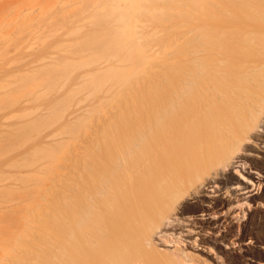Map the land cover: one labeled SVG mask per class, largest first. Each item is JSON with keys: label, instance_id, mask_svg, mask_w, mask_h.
Segmentation results:
<instances>
[{"label": "bare ground", "instance_id": "obj_1", "mask_svg": "<svg viewBox=\"0 0 264 264\" xmlns=\"http://www.w3.org/2000/svg\"><path fill=\"white\" fill-rule=\"evenodd\" d=\"M87 2L92 3L88 21L93 29L77 49L89 50L91 56L59 69L90 67L85 75L94 74L91 91L108 100L94 111L101 115L73 133L71 147L59 151L53 197L39 203L40 212L34 210L36 204L31 209L32 203L28 205L27 211H33L27 226H43H31L43 238L32 241L29 236L37 232L27 227L30 247L21 249L26 261L254 262L264 251L244 244L251 239L250 214L239 221L252 202L264 206V0ZM74 31L75 36L81 32ZM16 61L10 66L18 65ZM40 213L44 223L36 222ZM24 222L21 227L26 228ZM13 233L16 239L25 235Z\"/></svg>", "mask_w": 264, "mask_h": 264}, {"label": "rangeland", "instance_id": "obj_2", "mask_svg": "<svg viewBox=\"0 0 264 264\" xmlns=\"http://www.w3.org/2000/svg\"><path fill=\"white\" fill-rule=\"evenodd\" d=\"M48 1L50 4H48ZM48 1L0 0V26L4 24L0 27V31L2 30V33L0 35H4L5 33H8V31L9 33H11L10 35H2V40L0 37V54H2L1 50H4V55H2L5 57V60L4 58H2V60L0 58V89L5 90L6 88L5 91L0 90V187H2L0 188V242L2 243H0V264H23V261L24 264H28V261H26L28 257L24 252L25 249H28L30 246L27 245L28 241H26V237L28 235L27 233H25V230L27 231V224L31 223L30 221H28V216L30 211L33 210H27H29L28 208L32 203L30 209L34 204H36V208L34 210L40 212L39 208H41V205H39V203H46V199L53 197L56 186L55 159L57 158L59 151L61 150V148L68 147V145L69 147H71L73 141V133L76 131H83L87 125H85V122H87L91 117L101 115H97V113L94 114V111L100 108V104L104 102V98L105 100H108L106 96L103 97L104 93H93L91 91L89 84L90 79L92 78L91 76H93L94 74L90 73L85 75L90 67H80L76 70L72 68L73 70L67 69L65 72H61L59 69L60 64H70V66H75L77 64L83 63L84 60L88 61V59L90 58L91 52L89 50L80 51L77 49V45L85 40V38L88 37L85 34L93 29V27L89 25L90 21H88L92 13V3L87 2V0H57L56 3L54 2L55 0ZM63 1L68 2L64 6H61V3L62 5L64 3ZM53 2L56 4V6H54L53 9L51 8L52 11L49 12V10H51L49 9V7H51V4H53ZM72 7H74V9H72L74 11L67 12L66 14V11ZM27 9L29 11H27ZM45 9L47 12L45 11ZM32 10L34 11L31 12ZM38 11L40 13H38ZM42 12L45 13V16H43L44 14H42ZM22 14L25 17H23ZM21 16L25 21L20 18ZM17 17L18 19H16ZM27 18L29 21L26 24ZM48 20H50V22ZM9 21L11 22V24L9 23ZM12 21H14V26ZM18 21L24 22L20 23ZM4 22H6V24ZM18 24L20 25L18 26ZM24 24H26V26ZM23 25L25 27H23ZM39 25V30L36 31L35 28ZM56 25L58 26V28ZM5 26L12 27L3 30ZM59 26H61L62 29L63 26L65 27L62 30ZM44 27L46 28L44 29ZM30 28H34L36 32L34 33L32 30V33H30ZM42 28L45 31L41 30ZM60 30L62 31L59 32ZM74 30L81 32H77V35L75 36L73 35L75 33H71L75 32ZM25 31L27 32L25 33ZM23 32L24 34H22ZM50 32L51 35L49 34ZM20 33L21 36L18 35ZM68 33H71L72 35L70 36ZM35 34H38L39 36ZM40 35H44V38ZM67 35L69 37H67ZM28 36L30 37V39ZM47 36H51L50 40H48L49 38H47ZM27 37L29 41L27 40L26 43L25 39H27ZM45 37L47 41L45 40ZM12 39H16V41H18H15L14 43ZM42 39L44 40V42H42ZM11 41L12 43L9 44V42ZM22 41L25 42V44L23 43L22 45ZM31 41H35L36 44L32 43ZM43 43L44 45H42ZM6 44L9 45L7 46ZM20 44L22 46H20ZM40 44L43 46L42 48L40 47ZM5 45L6 47L4 49L3 47ZM18 46L21 48H19ZM36 46H39L40 48ZM17 47L19 48V50L17 49ZM14 49L18 51L16 52ZM5 52L14 54H5ZM69 53L71 55H69ZM7 54L9 55L8 57ZM49 55H51V57ZM40 56L47 58L42 62L39 61ZM23 59L25 60L22 63L21 60ZM16 60L19 61V64L16 66H10L11 61L13 65L14 63H17ZM33 63L37 64L33 65ZM6 66L10 67L6 68ZM8 86L10 88H7ZM15 113L17 114L15 115ZM9 116L11 120L6 121ZM12 116H14L15 118ZM5 117L8 118L3 120V118ZM3 181H5V183H3ZM49 183L52 184V187ZM13 185H15L16 187ZM44 187H48V189H50L48 190ZM36 188H38V190ZM262 188H260L259 192ZM253 192L255 193V191ZM40 193H42V195ZM33 197L35 198L33 199ZM32 199L33 201L30 202ZM36 199L37 201L35 202ZM38 200L41 201L38 202ZM13 201H16L17 203ZM251 205L252 206H249L247 208L244 218L239 221L240 224L242 223V221H246L248 217L247 214H250V223L248 225L250 227L248 230H250L249 232L251 233V239L245 240L244 244L246 246L251 245V247L259 246L258 249L260 248V251L263 252L264 206H258V204H255L253 202ZM15 206L19 207L16 209ZM38 215L39 214H37L36 217H38ZM23 216L25 218L28 217L26 218L27 221ZM39 217L38 219H36V222L38 221V223H44V218H42L43 220H41V213ZM20 219L21 221L23 220V222L25 221L23 225H26V228L21 227L23 222L20 223ZM38 223L35 224L38 225ZM236 224L237 222L235 221V223L233 224L234 228H236ZM31 226L37 228L40 227L39 229L43 230V226H36L34 225V223ZM31 226H29L30 230L28 227V230L30 232L32 231L31 233L37 232V234L34 233L36 237L35 235L33 236L30 235L31 233H28L30 235L29 237L32 236V241H37L36 238L42 240V231L39 230L40 234H38V229L36 228L34 230ZM239 230H241V227L239 228ZM13 232L18 235L25 234L23 235L25 239L20 235L16 239ZM11 234L12 236L14 235V237L12 238L13 240L11 239ZM38 236H41V238ZM8 237L12 241L8 239ZM29 237L27 238V240H29ZM14 238L17 242L14 241ZM6 240L8 242H6ZM13 241L16 242L17 246ZM8 243H11V245ZM38 243L40 242H37V244ZM169 245L171 246V244L165 246L169 247ZM237 247L238 246L234 245V249ZM228 248L229 247L222 250L226 252ZM21 249L24 250V252H22ZM213 253L214 251L211 252V254ZM7 257L10 259H8ZM208 258L211 259V257L209 256ZM17 260L19 261L17 262ZM31 262L32 263H29H39V261H34V259ZM248 264H264V252L261 256L255 259L254 262L249 261Z\"/></svg>", "mask_w": 264, "mask_h": 264}]
</instances>
